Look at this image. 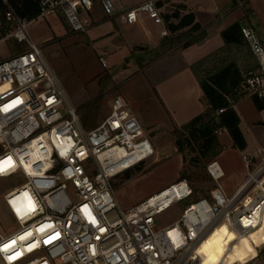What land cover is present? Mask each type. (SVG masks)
Segmentation results:
<instances>
[{
	"label": "built area",
	"instance_id": "1",
	"mask_svg": "<svg viewBox=\"0 0 264 264\" xmlns=\"http://www.w3.org/2000/svg\"><path fill=\"white\" fill-rule=\"evenodd\" d=\"M35 1L38 18L61 13L74 31L85 32L81 13L98 0ZM100 1L105 14L114 16L116 0ZM144 14L163 23L157 0L121 17L132 24ZM31 22L21 19L9 0H0V43L29 46L0 61V161L13 162L0 177L23 179L4 193L9 223L18 228L8 232L0 219V246L14 241L0 250V264H194L198 247L219 225L244 237L263 224L264 148L257 163L243 155L247 177L232 194L221 183L225 172L219 162H210L207 171L216 187L191 200L168 226L156 228V216L192 198L187 179L123 209L113 180L154 157L152 139L121 94L99 125L86 127L43 49L29 36ZM241 34L256 60L244 75L243 90L264 104V36L250 23L241 25ZM98 59L109 67L104 55ZM30 87L38 88L34 95L26 93ZM256 249L264 262V242Z\"/></svg>",
	"mask_w": 264,
	"mask_h": 264
},
{
	"label": "rangeland",
	"instance_id": "2",
	"mask_svg": "<svg viewBox=\"0 0 264 264\" xmlns=\"http://www.w3.org/2000/svg\"><path fill=\"white\" fill-rule=\"evenodd\" d=\"M122 1L131 2L134 0ZM239 1L243 2L244 0ZM95 4H99L102 8L100 0ZM253 4L257 8L258 15L251 14L252 18L250 17V19L256 28H261L264 23V0H253ZM231 6L233 7V4L230 3L229 7ZM27 31L31 39L43 49L83 122L91 125L90 128L99 125L109 114L113 98L118 94L128 100L132 111L140 121L146 122L143 124L146 127V132L150 134L156 153L151 160L124 172L113 180L114 189L123 209H129L141 203L155 192L180 180L183 173H186L194 194L191 199L176 203L156 216V228H162L180 218L191 200L210 194L217 184L207 171V158L201 159L200 162L196 161L194 164L192 159L196 158L197 153L191 152L190 149H186L184 153L179 151L174 131L180 127L174 124L173 118L163 108H160L156 90L151 89L147 83L151 81V73L149 74L148 70L146 72L140 70L142 66L140 69L135 68L132 60H129L132 59L130 54L123 58L119 66L102 67L98 59V51L84 39L86 31H74L62 14L59 16V26H56L49 16L33 20L29 23ZM28 47L27 43L22 44L14 40L1 42L0 61L16 55L20 51H25ZM18 50L20 51L17 52ZM220 56V59H237V62L242 65L246 59L253 58L249 47L244 45L231 47ZM127 66L126 70L123 69ZM251 66L254 65L250 64L247 66L248 68L243 67L244 72H248L247 70L251 69ZM116 70L124 72V80L114 83L113 73ZM154 86H156L155 83ZM37 89V87H30L26 93L34 95ZM253 101V98L249 97L238 105L239 112L243 113L244 125L256 117ZM217 135L223 147L222 153L216 160L228 166L233 174L245 168L242 153L233 147V143L228 144L229 133L226 132L223 135L217 133ZM248 137L251 145L261 146V141L251 134H248ZM262 150L259 149L256 155L248 153L255 163L263 157ZM22 180L17 177H0V219L8 232L17 229L18 224L9 223L11 220L6 213L4 193L18 187L23 183ZM224 180L222 178L221 183ZM257 235L261 241L264 237V229ZM235 238L237 239L229 231L221 228L214 236L215 242L208 239L200 247L193 257L194 264H264L262 254L258 249L255 251L249 241L239 243L235 241ZM227 242L230 244L224 247Z\"/></svg>",
	"mask_w": 264,
	"mask_h": 264
},
{
	"label": "crops",
	"instance_id": "3",
	"mask_svg": "<svg viewBox=\"0 0 264 264\" xmlns=\"http://www.w3.org/2000/svg\"><path fill=\"white\" fill-rule=\"evenodd\" d=\"M145 1L147 0L131 2L116 0V13L111 17L106 16L99 4H95L92 10L82 11L81 18L84 23L88 24L84 39L87 43L92 44L99 54L106 57L109 65L119 66L123 58L130 54L132 59L129 60H132L135 68L140 69L142 66L140 70H145V72L148 70L149 74L151 73V81L147 83L151 89L156 90L160 108H163L173 118L172 121L175 125L181 127L208 108V104L204 101L199 77L194 72V66L201 61L210 59L225 46L222 37V32L225 29L238 22L241 25L247 23L254 25L250 17L251 14L258 15L257 8L254 6L253 0H244L243 2L239 0H157L163 23H156L147 14L142 15L137 22L132 24L122 19L121 15L125 10L136 7ZM230 3L233 4V7H229ZM179 6H186L187 9L179 8ZM177 9L180 12V17L192 11L196 22L203 27L202 30L195 32L190 37L199 36L201 32H205L206 36L201 42L185 48L179 43L172 49H165V42L189 29V27H184L176 33L169 31L165 15H171ZM60 15L61 13L51 16V20L56 26H59ZM180 17H171L170 21L177 23ZM101 27L104 28L101 29ZM256 29L260 35L264 36V23L261 28L257 27ZM163 31H167L168 34L163 35ZM186 41L187 39L184 40V42ZM231 47L236 46L231 45ZM234 60L237 62V59ZM214 63L211 60L207 64L211 68ZM253 63L256 64L254 57L250 60L246 59L243 65L238 64L244 69L250 64L255 65ZM127 68L128 66L123 69ZM123 77L124 72L116 70L113 73L114 83L124 80ZM247 98L249 97H244L234 105V109L240 117V129L246 139L247 147L244 150L235 149L239 150L242 155L248 153L256 155L259 149L264 148V109L259 110L253 101L256 117L244 125L243 113L239 112L238 105ZM143 123L146 124V122ZM248 134L261 141V146L251 145ZM148 135L150 136V134ZM229 139L228 144H232L231 136ZM219 164L222 165L225 172V180L222 185L228 194H232L247 177L246 164L245 168L234 174L228 166Z\"/></svg>",
	"mask_w": 264,
	"mask_h": 264
},
{
	"label": "trees",
	"instance_id": "4",
	"mask_svg": "<svg viewBox=\"0 0 264 264\" xmlns=\"http://www.w3.org/2000/svg\"><path fill=\"white\" fill-rule=\"evenodd\" d=\"M9 1L21 19L33 21L40 15L41 9L35 0ZM179 8L187 9L186 6H179ZM171 17H180L178 9L171 15H165V22L171 33H176L184 27H189V29L165 42V49H172L179 43L185 48L201 42L205 38V32H201L199 36L190 37L203 28L200 23L196 22V17L192 11L180 17L177 23H172L170 21ZM222 37L224 38L225 46L210 59L201 61L194 66V72L199 77V83L204 93V101L208 104V108L202 114L174 131L176 145L180 152L184 153L186 149H190L191 152L197 153L196 158L192 159L194 164L196 161L200 162L201 159L207 158L206 166H208L222 152L223 145L216 133L219 128L227 130L233 139L234 148L244 150L247 147L246 139L240 129V117L234 109V105L246 96V92L243 90V81L247 72H244V69L239 66L236 60L220 59V55L224 52L226 53L231 45H248L241 34V24L239 22L225 29L222 32ZM185 39H187L186 42H184ZM211 60L215 63L210 68L207 63ZM255 67L256 64L247 71L249 72ZM253 100L259 110L264 109L263 103L255 98ZM220 110H223V112H220ZM85 126L90 128L89 126L91 125L85 122ZM183 179L188 180L186 173H183L180 180ZM202 196H209V194ZM263 229L264 223L251 236V240L258 246L264 242V237L260 241L257 235ZM238 240L239 238L235 241L238 242Z\"/></svg>",
	"mask_w": 264,
	"mask_h": 264
},
{
	"label": "bare ground",
	"instance_id": "5",
	"mask_svg": "<svg viewBox=\"0 0 264 264\" xmlns=\"http://www.w3.org/2000/svg\"><path fill=\"white\" fill-rule=\"evenodd\" d=\"M264 223V222H263ZM221 228H224L225 230L229 231L234 237L236 236L237 238H239L238 242L239 243H247L248 241L253 245V247L255 248V251H257L256 249V244H254L253 240H251V236H252V233L249 235V236H244V237H241V236H237L234 232H232L228 226L226 224H221L219 225L216 229H214L210 234L209 236L204 240V242H202V244L198 247V250L200 249V247L208 240V239H212L214 241V236L215 234L221 229ZM236 239V238H235ZM215 242V241H214ZM228 244H230V242H227L225 246H227ZM198 252V251H197Z\"/></svg>",
	"mask_w": 264,
	"mask_h": 264
},
{
	"label": "snow or ice",
	"instance_id": "6",
	"mask_svg": "<svg viewBox=\"0 0 264 264\" xmlns=\"http://www.w3.org/2000/svg\"><path fill=\"white\" fill-rule=\"evenodd\" d=\"M12 160H11V158H8V160L7 161H0V172H3L5 169H4V165H7V166H12ZM58 235V234H57ZM55 237H50L49 238V241L51 240V239H54ZM21 239H23V237H21ZM49 241H45V243H48ZM14 244V241L13 242H9L8 244H4L3 246H0V250H6L8 247H10L11 245H13ZM15 255H19V253H16ZM12 258H14V257H10V259H12Z\"/></svg>",
	"mask_w": 264,
	"mask_h": 264
}]
</instances>
